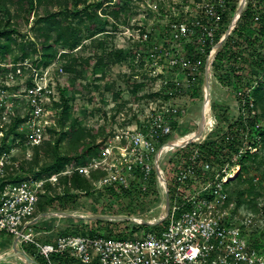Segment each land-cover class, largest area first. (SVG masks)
<instances>
[{
  "label": "built area",
  "instance_id": "1",
  "mask_svg": "<svg viewBox=\"0 0 264 264\" xmlns=\"http://www.w3.org/2000/svg\"><path fill=\"white\" fill-rule=\"evenodd\" d=\"M171 1L172 20L162 26L159 35L138 27L135 35L126 39L134 44L125 50L119 48L135 68L134 80L146 84L134 100L129 93L124 98L126 104L117 119L119 124L125 123L120 128L111 127L99 157L73 169L91 182L92 172H102L92 182L98 189L128 188L135 171L145 177L154 172L162 195L167 191L169 198L167 211L162 209L160 216L147 224H165L154 232L124 239L67 234L53 243L36 240L32 226L43 218L35 216L40 195L47 184L56 185L60 175H70L71 171L45 178L29 175L16 183L6 182L5 176L7 167L17 166L18 155L28 160L34 148L50 139L49 130L58 129L55 104L60 103L63 81L68 77L60 60L66 51L59 49L56 59L47 65L30 58L0 61V232L12 236L18 249L21 245L33 247L46 264H264V247L257 248L249 239L250 233L264 228V219L243 208L225 207L224 189L231 174L239 172L238 160L247 152H257L249 144L248 134H242L237 152L223 164L202 161L198 151L214 132L212 115L211 126L202 137L166 148L174 128L187 113L180 100L199 91L200 78L207 75L210 86L216 79V56L251 0H244L241 13L237 9L242 0ZM260 9L253 16V27L263 21ZM250 83L236 92L240 112L249 107L243 115L251 118L254 104L245 97L264 84V71ZM201 90L205 98V84ZM106 100L113 107L118 103L111 97ZM186 148V163L176 156L167 175L159 166L161 158ZM65 259L67 262H62Z\"/></svg>",
  "mask_w": 264,
  "mask_h": 264
},
{
  "label": "trees",
  "instance_id": "2",
  "mask_svg": "<svg viewBox=\"0 0 264 264\" xmlns=\"http://www.w3.org/2000/svg\"><path fill=\"white\" fill-rule=\"evenodd\" d=\"M25 2L28 9L33 10L35 4L41 2V0H25ZM104 5L105 7L112 6L110 7V12L103 9ZM130 6L131 0H114V2L109 0L93 4H86L83 0H73V4L64 6L58 12L37 17L32 27L36 41H26L25 39L18 41L14 36L20 35L16 30L9 28V23H5V28L0 32V40H3V42H0V61L16 62L34 55L39 58L35 61L41 60L43 64L47 65L56 59L59 49L66 51L60 56V60L68 77L63 81L60 103L55 104L58 110V129L49 130L50 139L42 146L34 148L32 155V157L36 156L47 146L52 138L57 137L56 148L53 147V160L40 168L37 167L35 170L25 169L24 165L27 163H22L19 168L17 166L7 167L6 170V182L16 183L29 175L45 178L71 169L70 175H60L58 177L56 185H46L45 193L40 195L37 210L51 206L61 210L65 204L73 203L76 199L88 196L92 192L90 180L80 175L79 172L73 171V169L86 164L92 158L99 157L106 139L90 142L85 145L78 155L63 156L57 153V146L63 141L71 142L84 136H90V133H86L78 119L72 115L74 108L72 105L73 93H71L73 92V78L70 75L75 72L77 62L81 63L84 69L91 70L90 73L94 77V80L101 81L105 77L106 70L110 65H123V62H127V54L121 49L112 50L109 48L108 52L105 53L106 56L104 54H95L83 59L78 56L79 53L75 50L82 46L83 41L93 40L94 37L109 32L106 30V26L109 24L108 19L96 21L98 18L97 11L101 10L106 17L112 16L118 19L122 13L125 16L127 12H130ZM258 7H261L260 11H262L263 21L256 27H253L252 19ZM112 28L116 30L115 25H112ZM98 44L102 48L103 42L99 41ZM14 47L19 49L20 54L13 55V52L16 50ZM129 67L132 70V74L123 75L122 78H126V82L123 83L124 86L121 89H112V84H105L104 86L105 91L112 92V97L114 101L118 102L117 106L120 110L126 104V100L123 99L125 93H129L131 96L130 100H134L136 93L146 86L144 82L134 80L133 76L136 75V72L131 60L129 61ZM235 68L238 69V74ZM222 70H224L226 81L219 74ZM263 71L264 0H251L248 2L233 33L227 38L222 49L217 54L213 65V72L215 78H222L221 82L228 86L236 85V87H239L241 81H243L244 85L241 87H250L251 79L257 77ZM247 75L250 77L247 78ZM248 98L254 104L253 110L255 111V115L251 118L245 117L243 113L247 112L249 107H244V112H240L237 119L233 123L228 124L226 129H224L225 131L210 134L198 146V151L202 161L223 164V162L231 160L234 152H237L242 134L245 132L248 134L249 144L252 147H256L257 152L253 154L247 152L238 160L240 165L239 172L233 180H230L226 184L224 189L227 197L225 207H232L234 210L243 208L264 219V206L259 205L258 202L261 196L262 182L258 177L250 176L251 170L261 171V168L264 167V155L262 154L264 152V125L262 123L264 119V84L260 83L258 87L253 88L245 97L246 100ZM11 132L17 136L14 129H11ZM188 148L177 152L176 156L180 162L186 163ZM15 167H17L15 174H9V171L14 170ZM263 174L264 172L261 173V176ZM102 175V172H92L91 180L96 181ZM153 183H156L154 172L145 177L141 171L137 170L128 188L110 186L102 187V189L103 193L108 197H113L115 192H122V194L128 196V194L139 190L136 189L137 186L146 185L148 187L149 184ZM67 184L72 186L70 191L65 190L61 194L54 192L59 186ZM244 185H246V188L240 189ZM168 187L171 200L173 196L171 193V183L169 182ZM152 198L157 199L156 196ZM99 222L103 221H94L95 224ZM133 230L129 234L132 235ZM67 234L87 235L90 237L104 236L118 239L127 238L126 234L116 225H111L109 232L106 234L92 227L86 231L75 230L62 233L61 235ZM249 239L253 240L257 248L264 247V228L250 233ZM31 258L34 259L36 264H46L36 251ZM62 262H67V259L62 260Z\"/></svg>",
  "mask_w": 264,
  "mask_h": 264
},
{
  "label": "rangeland",
  "instance_id": "3",
  "mask_svg": "<svg viewBox=\"0 0 264 264\" xmlns=\"http://www.w3.org/2000/svg\"><path fill=\"white\" fill-rule=\"evenodd\" d=\"M86 4H93L98 2H106L109 0H83ZM133 10L127 12V15H119L118 19L112 16H104L101 10L97 11V22L108 19L109 24L106 26L108 33H104L94 37L92 40H85L82 46L75 51L79 53L80 58L93 56L95 54L107 53L108 49L118 50L119 48L127 49L132 46L134 42H126L129 34L135 35L138 27H142L146 31H150L153 35H159L162 26L166 25L168 21L172 20V8H174L171 0H131ZM114 2V0H112ZM139 2V4L137 3ZM238 2V0L236 1ZM248 2V1H247ZM73 4V0H41L35 4L33 10H29L25 0H0V32L5 28V23H9V28L16 30L20 36H14L18 41L25 39L26 41L35 40L34 31L32 30L38 16L55 13L63 9L66 5ZM150 6V7H149ZM112 6L105 7L107 12H110ZM126 21V24H125ZM240 21V20H239ZM115 25L116 30L112 28ZM125 28L129 29L126 33ZM123 32L125 34H123ZM102 41L103 45L100 48L98 42ZM0 42H3L1 39ZM137 46V45H136ZM13 55L20 54L19 49ZM106 56V55H105ZM31 60L39 59L38 56H30ZM75 72L71 74L73 78V117L77 118L81 123V127L85 129L90 136H84L71 142L63 141L57 146V153L59 155H78L85 145L93 141H100L106 139L110 133L111 127L120 128L125 122L118 123L119 108L116 105L107 102V98H112L111 91H105V84H112L114 90L121 89L126 78L123 75H131L132 70L129 67V60L123 65H110L106 70L105 77L100 81L94 80L90 73V69H84L81 63L75 65ZM223 71V72H222ZM219 72L224 81V70ZM249 78L250 76H246ZM222 78L213 79L210 86V110L212 118H214L215 129L214 132L222 133L225 131L228 124L233 123L240 113L239 92L238 88L244 85L243 81L239 87L231 85L228 86L221 82ZM245 79V78H244ZM246 81V80H244ZM204 84L203 78H200L197 88L198 92L194 96H186L180 100V103L185 104L187 113L180 120L179 124L174 128L173 138L192 132L198 129V122L201 118V111L204 104V95L201 90ZM98 87V88H96ZM128 93H125L124 98H128ZM117 102V101H114ZM261 110V109H260ZM110 116V120H109ZM264 125V119L262 120ZM56 138H52L47 146L36 156L24 160L23 155H18L17 167L23 163L25 169L35 170L37 167L50 163L53 160V147H55ZM56 148V147H55ZM264 155V152L262 153ZM176 160V153H169L161 158L159 166L168 172L171 169L170 163ZM9 171V174H15L16 168ZM71 171V169H69ZM264 167L261 171L251 170L250 176H256L262 182L261 196L259 197V205L264 206ZM156 175V174H155ZM170 175L168 176V179ZM94 180H92L93 182ZM88 196H82L73 201V203L65 204L62 209L46 207L45 209H38L36 215H45L40 218L33 226L32 232L36 240L43 243H53L57 237L62 233L71 232L75 230L86 231L88 228H97L101 233L109 232L111 225H116L126 234L127 238L144 235L149 232H154L159 228H163L165 224H160L157 227L141 225L144 222H150L157 219L161 210L164 207V196L162 190L158 185L155 176V182L146 185H139V189L128 196L122 192H115L113 197H108L103 193L102 188H96L92 185ZM157 184V185H156ZM72 186L69 184L59 186L55 189V193L61 194L62 191L71 190ZM241 188H246L244 185ZM156 196L157 199L152 197ZM94 221H103L97 224ZM147 225V226H146ZM134 229V230H133ZM133 230L132 235L129 232ZM13 237L0 232V258L12 254L10 258L1 260L0 264H24L23 261L15 257L13 250ZM3 246V247H2ZM20 251L32 257L35 254L33 247L29 245H21ZM33 259V258H32ZM43 259V258H42ZM34 260V259H33ZM44 260V259H43ZM73 264L78 262L73 261Z\"/></svg>",
  "mask_w": 264,
  "mask_h": 264
},
{
  "label": "bare ground",
  "instance_id": "4",
  "mask_svg": "<svg viewBox=\"0 0 264 264\" xmlns=\"http://www.w3.org/2000/svg\"><path fill=\"white\" fill-rule=\"evenodd\" d=\"M205 96L206 97L204 98V104H203L202 111H201V118L198 122L199 128L195 131L188 132V134L185 133V134L178 136L177 138H173L169 142V144L166 146V148L177 146V145L179 146V145H182L188 141L198 139V138L202 137L205 134V132L208 131V128H210L211 123H212L211 114H210V97L211 96H210V83L209 82H208L207 89L205 87ZM237 173L238 172L231 174V176L229 177V180H233L235 178V176L237 175ZM159 181H160V185H163L161 178ZM14 258H17L18 260H20V257L18 255H15Z\"/></svg>",
  "mask_w": 264,
  "mask_h": 264
},
{
  "label": "water",
  "instance_id": "5",
  "mask_svg": "<svg viewBox=\"0 0 264 264\" xmlns=\"http://www.w3.org/2000/svg\"><path fill=\"white\" fill-rule=\"evenodd\" d=\"M243 4H244V0L241 1L240 5H239V7L237 9L238 13H241V11L243 9ZM223 41H224V39H222L220 41L219 45H222ZM208 82H209V77L206 75L205 79H204V84H205L206 89H207V86H208ZM198 128H199V126H198ZM168 206H169V198H168V194H167V191H166L165 194H164V207H163V209H164L163 211L164 212L167 211ZM42 216H46V214L45 215L43 214ZM144 224H150V223L149 222H144ZM12 251L15 253V255H18L20 257V260L23 261L24 264H36V262L32 258H30L27 254H25L24 252H22L18 248H16V241L13 242V250ZM11 256H12V254H9V255L5 256L4 258L1 257L0 261L1 260H5L7 258H10Z\"/></svg>",
  "mask_w": 264,
  "mask_h": 264
}]
</instances>
